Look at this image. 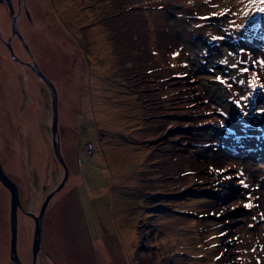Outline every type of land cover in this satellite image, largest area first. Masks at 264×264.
<instances>
[{"label": "rangeland", "instance_id": "rangeland-1", "mask_svg": "<svg viewBox=\"0 0 264 264\" xmlns=\"http://www.w3.org/2000/svg\"><path fill=\"white\" fill-rule=\"evenodd\" d=\"M28 2L69 169L44 210L36 264H264L261 5ZM0 22L9 29L1 7ZM1 52L0 160L18 185L17 251L31 264L24 209L37 213L64 169L47 84ZM0 264H15L2 181Z\"/></svg>", "mask_w": 264, "mask_h": 264}, {"label": "water", "instance_id": "water-1", "mask_svg": "<svg viewBox=\"0 0 264 264\" xmlns=\"http://www.w3.org/2000/svg\"><path fill=\"white\" fill-rule=\"evenodd\" d=\"M2 1V0H0ZM7 2L10 10V17H11V25L12 31H16L18 35L20 32L18 30L16 24V13L13 9L12 0H4ZM23 43L27 46L26 41L24 40L23 36L20 35ZM11 55L13 58L19 59V57L14 53L11 44L8 42ZM32 61H27L28 64L33 68V70L45 81L47 84L50 95H51V103H52V118H51V140L54 153L58 160L61 162L64 173L62 178L60 179L59 183L51 189L46 196L44 197L38 212H34L33 210H25L24 211L30 214L34 220V229L32 235V243H31V264H36L37 259V252L40 248V239H41V223L43 218L44 210L48 204V201L51 195L62 187L68 178L69 169L67 162L65 161L63 154L60 148V141H59V134H58V93L57 88L54 81L41 69L39 64L37 63L34 56L31 54ZM0 180L7 185L10 191V258L16 264H25V262L21 259L17 251V208L22 207V203L19 197V189L17 182L9 175V173L3 168L1 160H0Z\"/></svg>", "mask_w": 264, "mask_h": 264}, {"label": "flooded vegetation", "instance_id": "flooded-vegetation-1", "mask_svg": "<svg viewBox=\"0 0 264 264\" xmlns=\"http://www.w3.org/2000/svg\"><path fill=\"white\" fill-rule=\"evenodd\" d=\"M12 5H13V9L16 13V20L15 21H16L18 30L20 32V35H23V37L26 40V44H28V46H29L30 50L32 51V54H33L34 58L36 59L37 63L39 64L41 69L48 75L47 71H45V69H44V63L42 61H40L39 57H38V47H37V44L35 43L36 37H34V36H37V34H34V32L31 31L28 27L29 24L34 23V19H35L34 16L36 14L34 5L32 8L30 6L28 0H12ZM0 7L3 9L5 16L8 18V23L10 24L9 29L4 30L5 27L2 26L1 22H0V55L2 53L1 48H4L5 49V56H6V59L8 61L10 58L13 61H16V62L20 63L21 65H23L24 68H27V67L29 68L31 66L28 64L27 61H32V57L30 56V53H29L28 49L26 48L27 46H25V44L23 43V41L20 38V36L18 35V33L16 31H12V27H11V23H10V21H11L10 10H9V6H8L7 2L4 0L0 1ZM8 14H9V17H8ZM3 31H4V33H3ZM6 31H8V32H6ZM26 32L29 35V37L32 38V40H33L32 44L30 43V41H28L26 39V38H28V35H26ZM8 42L11 44L14 53L17 56H19V59L12 57ZM0 62H2L1 57H0ZM43 216H44V213H43ZM42 221H43V218H42ZM12 262L15 263L13 260H12Z\"/></svg>", "mask_w": 264, "mask_h": 264}, {"label": "snow or ice", "instance_id": "snow-or-ice-1", "mask_svg": "<svg viewBox=\"0 0 264 264\" xmlns=\"http://www.w3.org/2000/svg\"><path fill=\"white\" fill-rule=\"evenodd\" d=\"M250 2L253 4L261 5L260 7H257L255 10L259 11V12H264V0H250ZM221 14H223V13H221ZM213 39L214 40L218 39V37H213ZM233 67H235V65H233ZM245 71H246V69H245ZM217 80H220L221 83H226V81L221 80L220 77H217ZM253 86H255V85L253 84ZM229 87H230V85H229ZM242 99H246V98H242ZM236 103L239 105V101H237ZM241 183H243V182H241ZM246 207H251V205H246Z\"/></svg>", "mask_w": 264, "mask_h": 264}, {"label": "crops", "instance_id": "crops-1", "mask_svg": "<svg viewBox=\"0 0 264 264\" xmlns=\"http://www.w3.org/2000/svg\"><path fill=\"white\" fill-rule=\"evenodd\" d=\"M161 47H163V48H167L166 46H163V45H161V43H158ZM173 48L174 47H172V48H167L168 50H173ZM163 79V78H162ZM134 142H136L137 140H133Z\"/></svg>", "mask_w": 264, "mask_h": 264}, {"label": "bare ground", "instance_id": "bare-ground-1", "mask_svg": "<svg viewBox=\"0 0 264 264\" xmlns=\"http://www.w3.org/2000/svg\"><path fill=\"white\" fill-rule=\"evenodd\" d=\"M38 22H39V21H37V24H38ZM168 38H169V37H168ZM171 39H172V38H171ZM171 39H169V41H170ZM161 40H162V39H161ZM164 42H165V41H164ZM166 44H167V43H166ZM172 44H173V42H172ZM167 45H168V44H167ZM170 45H171V44H170ZM256 76H257V75H256Z\"/></svg>", "mask_w": 264, "mask_h": 264}]
</instances>
